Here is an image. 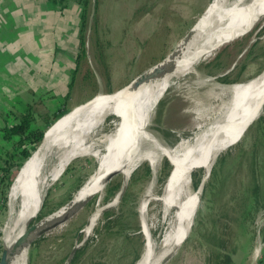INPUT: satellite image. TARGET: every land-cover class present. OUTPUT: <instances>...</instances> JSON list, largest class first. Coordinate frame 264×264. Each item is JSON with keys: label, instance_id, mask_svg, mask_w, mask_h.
I'll list each match as a JSON object with an SVG mask.
<instances>
[{"label": "rangeland", "instance_id": "1", "mask_svg": "<svg viewBox=\"0 0 264 264\" xmlns=\"http://www.w3.org/2000/svg\"><path fill=\"white\" fill-rule=\"evenodd\" d=\"M210 1L94 0L93 3L92 0L91 9L85 12L78 48L84 59L89 55L91 66L88 64L87 67L83 65L78 68L73 75L76 82L71 99L49 113L48 118L44 117V113L49 108L44 109L43 103L29 108L35 119L32 128L38 127L45 132L56 120L55 116L60 120L67 112L70 113L74 107L99 92L111 94L129 83H112L114 75L108 73L115 72V67L105 58L113 51L108 47L111 33L117 31L120 43L124 40L129 42L131 50L123 52L120 58L125 63L124 71L128 68V77L134 79L172 50ZM10 60L0 54V75L3 74L6 80L12 78V72L18 75L19 71H23L16 59ZM263 70L264 18H261L242 36L234 37L233 41L194 66V72L174 80L172 90L168 89L157 103L149 129L163 147L176 146L182 140L190 139L198 131L197 127L204 125L218 106L220 96L217 86L247 82L261 75ZM117 74L123 76L120 72ZM98 80L100 89L97 88ZM88 82L92 85L86 86ZM17 86L19 88V84ZM26 94L24 91L20 98L24 99ZM262 116L264 107L261 115L244 130L246 132L216 156L204 182L192 227L176 253L165 264H264V138H259V134L254 132ZM11 117L6 116V119L10 120ZM112 119L110 117L108 121ZM16 141L17 138L4 141L0 147L1 156L12 154V159L7 160L12 166V176L26 160L18 156ZM26 149L30 152L34 150L30 145H26ZM220 159L223 164L218 168ZM96 167L97 163L91 157L73 159L57 181L45 191L41 208L33 221L36 223L64 206L86 184ZM145 167L149 170L148 175L145 174ZM171 169L168 158L157 155L152 163H139L127 180L120 174L107 181L82 211L46 233V236L44 234L38 243L28 248L26 264H65L78 234L80 238L77 244L80 247L77 251L80 250V253L76 264H134L141 255L146 239L141 217L143 197L150 193L152 197H158ZM253 171L257 172L259 180L255 189H251L250 184ZM212 174H219V177L211 179ZM201 177L202 169H197L192 175V190L197 189ZM115 181L120 183L119 188H114ZM11 185L12 182L6 185L4 195L0 186V254ZM123 186L120 199L107 212L97 216L93 230L87 236L85 231L90 220L97 211H102L112 202ZM249 189L250 194L246 193ZM248 194H252L256 205ZM158 208V203L151 201L145 210L146 227H149L148 232L155 243H159L165 229Z\"/></svg>", "mask_w": 264, "mask_h": 264}, {"label": "bare ground", "instance_id": "2", "mask_svg": "<svg viewBox=\"0 0 264 264\" xmlns=\"http://www.w3.org/2000/svg\"><path fill=\"white\" fill-rule=\"evenodd\" d=\"M261 18H264V0H211L197 18L194 33L174 57L172 73L150 85L139 78L126 90L111 95L97 94L87 105L56 121L14 177L7 196L3 246L8 247L19 239L29 242L54 230L85 208L89 199L100 191L97 186L102 179L118 173L127 180L139 163H152L157 155H162L168 158L172 169L158 197H152L151 193L143 197L141 217L146 239L134 264L168 262L187 237L198 206L199 191L192 190V175L202 169L201 182H205L219 152L239 139L247 125L262 113L264 70L247 82L217 86L220 102L208 121L198 126L190 139L176 146H161L149 129L155 107L175 85L174 80L192 72L194 66L234 37L242 36ZM110 117L113 119L108 121ZM82 157L93 158L97 167L76 194L71 210L52 226L45 218L26 229V223L37 216L45 191L73 159ZM151 201L158 203L160 221L165 225L159 243L151 239L146 227L145 210ZM95 215L85 231L87 236L93 230ZM27 258L28 247H23L10 264H26Z\"/></svg>", "mask_w": 264, "mask_h": 264}, {"label": "crops", "instance_id": "3", "mask_svg": "<svg viewBox=\"0 0 264 264\" xmlns=\"http://www.w3.org/2000/svg\"><path fill=\"white\" fill-rule=\"evenodd\" d=\"M82 13V6L75 0H0V54L10 61L16 59L18 66L23 67L18 75L12 72L14 75L9 80L0 75V147L4 143L3 129L18 122L14 115L43 103L44 109L49 108L44 113L48 118L49 113L71 99L76 82L74 73L79 67L90 65L89 55L84 59L78 49ZM116 32L108 39V47L113 51L105 57L115 72H107L114 75L113 81L110 79L112 83L124 85L133 79L128 77V68L124 71L125 63L120 57L131 47L127 40L120 43ZM97 88L100 89L99 80ZM24 91L26 97L21 99ZM6 116L12 117L9 120Z\"/></svg>", "mask_w": 264, "mask_h": 264}, {"label": "water", "instance_id": "4", "mask_svg": "<svg viewBox=\"0 0 264 264\" xmlns=\"http://www.w3.org/2000/svg\"><path fill=\"white\" fill-rule=\"evenodd\" d=\"M93 3H94V0H93ZM93 9V8H92ZM198 23V20L194 22V24L191 26V28L187 31V33L175 44V46L172 48V50L158 63H156L154 66L150 67L149 69H147L146 71L142 72L141 74H139L137 77H135L133 80H131L125 87H123L122 89L120 90H126L128 89L135 81H137L139 78H142V80H144V82L147 84V85H150L152 83H155L159 80H162L164 79L166 76H168L170 73L173 72V68L171 67V63L174 59V57L177 55V53L181 50V48L183 47V45L189 40V38L191 37V35L194 33V27L197 25ZM118 90V91H120ZM116 91V92H118ZM116 92H113V93H116ZM111 93V94H113ZM98 94H102L101 92H99ZM110 94V95H111ZM95 97V96H94ZM93 97V98H94ZM93 98H91L90 100L84 102L83 104L81 105H78L74 108H78V107H81V106H85L87 105ZM73 108V109H74ZM64 115V114H63ZM62 115V116H63ZM261 115V114H260ZM259 115V116H260ZM61 116V117H62ZM60 118V117H59ZM59 118H57L53 124L51 126H49L45 132L43 133V137H42V140L41 142L39 143L38 147L35 149V151L40 147V145L42 144L43 140H44V135L45 133L51 129V127L55 124L56 121L59 120ZM253 122V121H252ZM252 122H250L246 129H248V127L252 124ZM246 132V131H245ZM244 132V133H245ZM232 146V145H230ZM230 146L226 147L229 148ZM225 149V150H226ZM32 155V153L30 154V156ZM136 169V168H135ZM134 169V170H135ZM119 174L118 173H113L110 177H105L104 179H102L100 182H99V185L97 186V188L99 187V189H101V187H103V185L113 179V178H116ZM203 187H204V182H201L199 183V185L197 186V191H199V197H200V194L203 190ZM82 188V186H81ZM80 188V189H81ZM79 189V190H80ZM78 190V191H79ZM123 190H124V186L121 187L120 191L118 192V194L114 197V199L112 200V202L110 204H108L107 206H105L102 211H99L96 213L95 216H98L100 215L101 213H105L108 209H110L119 199L120 197L122 196L123 194ZM78 191L73 195V197L64 205L62 206L59 210H57L56 212L54 213H51L49 215H47L46 217L44 218H41L42 219H47L48 223L50 226H52V224H54L55 222H57V220H59L60 218H62L64 215H66L70 210L71 208L74 206L76 200H77V197H76V194L78 193ZM94 196V195H93ZM198 197V198H199ZM93 198V197H92ZM91 198V199H92ZM89 199V201L91 200ZM88 201V202H89ZM88 204V203H87ZM196 208H197V205H196ZM34 220V219H33ZM33 220H29L26 225H25V228L26 229H29L30 227H32L34 224H36ZM40 221V220H39ZM258 229V227H256ZM47 232V231H46ZM45 232V233H46ZM46 236V234H45ZM44 237V235L38 237V238H35L31 241H23L22 239H19L15 242H13L11 245H9L8 247H2V251H1V254H0V264H10V262L12 261V259L14 258V256L19 252V250L23 247H32L34 246L36 243H38L42 238ZM80 238L79 234L77 235L76 239H75V243H74V246L72 247L70 253L68 254L67 258H66V261H65V264H70L76 251L79 249V244H77V241L78 239ZM85 239L82 240V242L84 241ZM256 244H257V247H258V240L256 241Z\"/></svg>", "mask_w": 264, "mask_h": 264}, {"label": "trees", "instance_id": "5", "mask_svg": "<svg viewBox=\"0 0 264 264\" xmlns=\"http://www.w3.org/2000/svg\"><path fill=\"white\" fill-rule=\"evenodd\" d=\"M75 1L82 6V11H83V13H82L83 14L82 15V26H81V32H80V38H82L85 12L88 8H90L92 0H75ZM14 117H15V119L17 118L18 122L11 125L10 127L7 126L3 129V140L6 142H10L14 138H17V141L15 142V146L17 147L16 149H19L18 156L22 157L23 160L24 159L27 160L30 157V154L35 151V149L38 147L39 143L41 142L44 131L42 132L38 127H35V129L32 128V124L34 125L35 119L32 116V114L30 113L29 108H27V110L24 113H21L19 115H14ZM57 117L58 116H55L54 119H57ZM259 122H260V124H259V126H256L254 132L257 133V135L259 134L258 137L262 139V138H264V116H262L259 119ZM26 145L32 146L34 150L30 152L29 150L26 149ZM262 146H263L262 151L264 153V145H262ZM254 153H255V150L252 153V157H251L252 162L254 160V155H253ZM8 159H12L11 153H7L4 156L0 155V162H1L0 163V186L2 188L3 195L5 194L4 191L6 189L5 188L6 185H9L11 182L13 183L12 180L14 179V177L16 176V174L18 172V171H16L13 174V176L10 175L12 166H11V164H9L7 162ZM222 164H223V160H221V159L218 160L217 167L219 168ZM148 173H149V170L145 167V174L148 175ZM216 176L218 178L219 174H212L211 179H216ZM263 178H264V175H263ZM250 181L252 182V183H250L252 186L251 189H253V188L255 189L256 188L255 186L258 185L257 183L259 181L258 176H257V172L253 171V173H251ZM199 183H200V181H199ZM113 184H114V188L120 187V183H118L116 181L113 182ZM196 186H198V185H196ZM251 189H249L247 192L246 191L245 192L246 193L249 192V194H250ZM249 194H248L249 198L256 205L257 201L252 198L253 197L252 194L251 195H249ZM37 218H39V217H37ZM79 253H80V250L76 251V253H75L70 264H76L77 256L79 255Z\"/></svg>", "mask_w": 264, "mask_h": 264}]
</instances>
